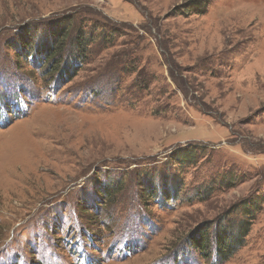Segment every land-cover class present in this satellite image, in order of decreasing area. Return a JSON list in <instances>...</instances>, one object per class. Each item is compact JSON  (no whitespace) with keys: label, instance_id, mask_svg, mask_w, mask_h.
Returning a JSON list of instances; mask_svg holds the SVG:
<instances>
[{"label":"rangeland","instance_id":"rangeland-1","mask_svg":"<svg viewBox=\"0 0 264 264\" xmlns=\"http://www.w3.org/2000/svg\"><path fill=\"white\" fill-rule=\"evenodd\" d=\"M0 264H264V0H0Z\"/></svg>","mask_w":264,"mask_h":264},{"label":"trees","instance_id":"trees-1","mask_svg":"<svg viewBox=\"0 0 264 264\" xmlns=\"http://www.w3.org/2000/svg\"><path fill=\"white\" fill-rule=\"evenodd\" d=\"M195 14H199V15H201L202 13L199 12V13H195ZM220 244H221V245H224V248H225V249H226L227 246H228V243H227L226 241H220ZM236 244H237V242L234 243V245H236ZM229 248H230V247H229ZM217 249L219 250L218 246H217Z\"/></svg>","mask_w":264,"mask_h":264}]
</instances>
